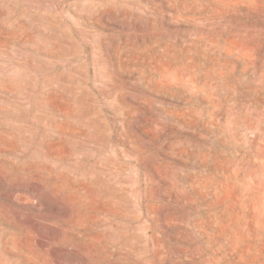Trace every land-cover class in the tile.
<instances>
[{
    "label": "rangeland",
    "instance_id": "obj_1",
    "mask_svg": "<svg viewBox=\"0 0 264 264\" xmlns=\"http://www.w3.org/2000/svg\"><path fill=\"white\" fill-rule=\"evenodd\" d=\"M0 264H264V0H0Z\"/></svg>",
    "mask_w": 264,
    "mask_h": 264
}]
</instances>
